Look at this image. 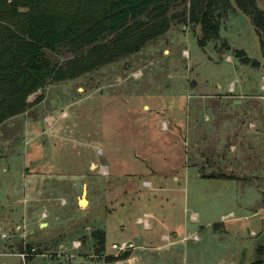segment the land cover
Segmentation results:
<instances>
[{
	"label": "rangeland",
	"instance_id": "374dc122",
	"mask_svg": "<svg viewBox=\"0 0 264 264\" xmlns=\"http://www.w3.org/2000/svg\"><path fill=\"white\" fill-rule=\"evenodd\" d=\"M176 1L171 13L188 2ZM256 5L264 13V0ZM194 30L173 23L136 54L49 83L0 124V264H24L21 252L29 264L255 260L264 245V48L239 11L222 21L220 40L257 66L219 52L220 40L200 48ZM219 156L248 179L202 177ZM93 231L105 234L102 252ZM121 241L138 248L120 258L110 246Z\"/></svg>",
	"mask_w": 264,
	"mask_h": 264
},
{
	"label": "trees",
	"instance_id": "16d2710c",
	"mask_svg": "<svg viewBox=\"0 0 264 264\" xmlns=\"http://www.w3.org/2000/svg\"><path fill=\"white\" fill-rule=\"evenodd\" d=\"M176 2L0 0V124L27 111L28 97L47 84L75 79L136 54L166 34L173 23L194 26L197 44L205 48L220 40L222 21L236 9L250 17L264 48V13L256 0H233L234 6L231 0H188L185 8L171 13ZM220 41L219 52H231L244 65H258ZM63 51L72 57L61 63L47 56ZM215 178L236 180L231 175ZM91 238L95 251L102 252L104 232L93 231ZM255 255L250 264H264L263 244L256 246ZM32 260L27 258V264Z\"/></svg>",
	"mask_w": 264,
	"mask_h": 264
},
{
	"label": "crops",
	"instance_id": "0c3cea01",
	"mask_svg": "<svg viewBox=\"0 0 264 264\" xmlns=\"http://www.w3.org/2000/svg\"><path fill=\"white\" fill-rule=\"evenodd\" d=\"M237 12V10L235 9V10H233V12H231L232 14H235ZM164 53H167V51H164ZM221 57H223V54H222V56ZM227 61H230V58L229 57H227V59H226ZM235 97V96H234ZM233 97V98H234ZM232 98V97H231ZM231 98H230V100H231ZM236 98V100H233V101H239V99L237 98V97H235ZM242 116V115H241ZM245 117V119H247V120H252V117H249L248 115H244ZM239 120H241V123H242V120H243V118H239ZM244 128H246V126H245V123H244ZM254 128H255V125H254ZM247 129V128H246ZM248 130H249V132H251L252 130L251 129H249L248 128ZM238 141V143L240 142V140L239 139H237L236 140V142ZM231 149H234V147L233 146H231ZM217 158V157H216ZM215 160V159H214ZM218 161H219V163H217V164H213L212 165V163H211V165L209 166V167H211V169H212V172H208V174H202V177H210V178H212V179H216V180H224V181H226V180H229V179H219V178H215V176L216 175H227V176H229V175H231V176H234V177H236V181H238V182H240V181H246V179H248V178H246V176L245 175H240V174H238V172L236 171L238 168H239V163H236L235 165H233L232 164V161H226V160H224V158L223 157H218V159H217ZM241 164V163H240ZM223 169V170H222ZM222 171H225V172H222ZM229 172V173H228ZM252 178V177H251ZM8 211H12V208H6ZM10 215H15L14 214V212L13 213H9L8 214V216H10ZM9 221L8 222H6L5 224L8 226L9 225ZM19 228V226H16V229H18ZM201 228V227H200ZM0 238H1V236H0ZM1 239H3V238H1ZM3 240H5V239H3ZM12 244L13 243H11V242H9V244H8V248L9 247H11L12 246ZM11 249H13V248H11Z\"/></svg>",
	"mask_w": 264,
	"mask_h": 264
},
{
	"label": "built area",
	"instance_id": "2783aa9c",
	"mask_svg": "<svg viewBox=\"0 0 264 264\" xmlns=\"http://www.w3.org/2000/svg\"><path fill=\"white\" fill-rule=\"evenodd\" d=\"M44 216L45 214H43V217ZM138 223L144 224V226L147 228L150 227V224L146 219L145 220L138 219ZM1 238L5 239L6 236L2 234ZM193 239L198 240V237L194 236ZM137 248H138V245L131 241H121L120 243H114V244H111L110 246V250L113 251L115 254H123L129 251L135 250ZM18 256L20 257V259L23 261L24 264H27V258H29V256L26 253L21 252V254H18ZM31 256H33V254H31Z\"/></svg>",
	"mask_w": 264,
	"mask_h": 264
},
{
	"label": "bare ground",
	"instance_id": "6f19581e",
	"mask_svg": "<svg viewBox=\"0 0 264 264\" xmlns=\"http://www.w3.org/2000/svg\"><path fill=\"white\" fill-rule=\"evenodd\" d=\"M80 203L83 205L85 203V201L81 200Z\"/></svg>",
	"mask_w": 264,
	"mask_h": 264
},
{
	"label": "water",
	"instance_id": "95a60500",
	"mask_svg": "<svg viewBox=\"0 0 264 264\" xmlns=\"http://www.w3.org/2000/svg\"><path fill=\"white\" fill-rule=\"evenodd\" d=\"M83 200V199H82ZM84 201V200H83ZM80 205H82L81 203H80ZM80 264H84V263H80Z\"/></svg>",
	"mask_w": 264,
	"mask_h": 264
}]
</instances>
